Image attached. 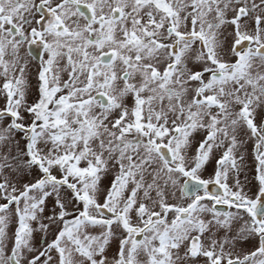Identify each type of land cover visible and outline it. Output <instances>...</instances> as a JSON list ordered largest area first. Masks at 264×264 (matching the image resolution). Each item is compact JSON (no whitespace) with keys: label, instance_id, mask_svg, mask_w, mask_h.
Masks as SVG:
<instances>
[{"label":"snow or ice","instance_id":"6c2138e0","mask_svg":"<svg viewBox=\"0 0 264 264\" xmlns=\"http://www.w3.org/2000/svg\"><path fill=\"white\" fill-rule=\"evenodd\" d=\"M0 101V264H264V0H0Z\"/></svg>","mask_w":264,"mask_h":264},{"label":"rangeland","instance_id":"374dc122","mask_svg":"<svg viewBox=\"0 0 264 264\" xmlns=\"http://www.w3.org/2000/svg\"><path fill=\"white\" fill-rule=\"evenodd\" d=\"M30 82H31V85H32V96H30L29 98L31 99V98L34 97L35 90H36V69H35V62H33V67L31 69ZM0 104H2V101H0ZM198 137H199V135L196 136V138H198ZM17 139H20L19 136L17 137ZM21 147H23V141H21ZM217 153H214V155L217 154ZM212 172H213V170H210L209 172L206 171L205 172V176L211 175ZM245 176H247L248 179H249V176H248V173H247V170L246 169H244V171L241 173L240 179L243 181L244 178H245ZM14 178L16 179V181L18 183L22 184V183H25V182H27L28 180L31 179V174H25L23 172H20V173H17ZM110 179H111L110 177L105 178L104 181H103V184L105 186H107L110 183ZM249 181H250V179H249ZM49 206H51V204H49ZM220 235L222 236L223 233L221 232ZM37 239H39V237H37ZM249 246H252V243L251 242L244 243V244L241 245V247H243V248H248ZM115 247H116V245L114 243L113 244V250L115 249Z\"/></svg>","mask_w":264,"mask_h":264},{"label":"flooded vegetation","instance_id":"af4514ba","mask_svg":"<svg viewBox=\"0 0 264 264\" xmlns=\"http://www.w3.org/2000/svg\"><path fill=\"white\" fill-rule=\"evenodd\" d=\"M258 119H260V117H258ZM199 139H200V137L196 138V140H199ZM252 147L253 146H252L251 143L247 144V146H246L247 154H246L245 162H244L245 163V168L244 169L247 170V173H248L250 181L252 180V176L254 175V156H253V153H252ZM243 150L244 149H242L241 151H243ZM218 156H219V153L215 154L213 159H211L209 161L208 165L206 166L207 172H209L210 170H214L215 159L218 158ZM253 183H254V181H253ZM249 187H251V184L249 185ZM252 246H249L248 248H245V249H249Z\"/></svg>","mask_w":264,"mask_h":264}]
</instances>
